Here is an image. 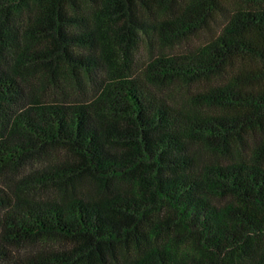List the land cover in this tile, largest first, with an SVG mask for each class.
Segmentation results:
<instances>
[{
  "label": "trees",
  "instance_id": "16d2710c",
  "mask_svg": "<svg viewBox=\"0 0 264 264\" xmlns=\"http://www.w3.org/2000/svg\"><path fill=\"white\" fill-rule=\"evenodd\" d=\"M11 169L0 264H264V0H0Z\"/></svg>",
  "mask_w": 264,
  "mask_h": 264
},
{
  "label": "rangeland",
  "instance_id": "374dc122",
  "mask_svg": "<svg viewBox=\"0 0 264 264\" xmlns=\"http://www.w3.org/2000/svg\"><path fill=\"white\" fill-rule=\"evenodd\" d=\"M218 24V23H217ZM214 24L212 28V32L216 31L218 25ZM206 37H210V33L208 31H198L195 33H191L188 36L174 42L172 45L164 46L159 41L153 42L152 46H146L143 51L140 52L139 56L143 63L147 64L148 61L152 58V56L159 54L160 52H167V53H178L181 51H186L189 49H194L198 44L202 43ZM151 57V58H150ZM67 77L62 78L61 76L58 77L60 80L59 83L63 87V93L60 97L64 98L65 100H72L77 98H83L89 92V87L83 86L81 84V77H76L73 73L70 72V75L66 74ZM69 76L71 78H69ZM180 83V82H179ZM201 83L199 86H201ZM196 85L190 86L183 85L182 83L178 86V92L175 94V98L177 102H184L186 101V94L189 89L195 90ZM58 91V90H57ZM7 171L5 174L0 175V188L10 196L15 197H28V195L35 194L34 192L28 191L26 187L21 184V181H24L22 175L24 174L23 171H16L14 169L4 170L3 172ZM21 180V181H20ZM50 194V193H49ZM31 247L30 243H26L23 250H19V252H25L29 250Z\"/></svg>",
  "mask_w": 264,
  "mask_h": 264
}]
</instances>
